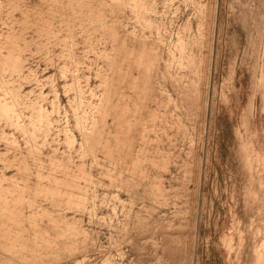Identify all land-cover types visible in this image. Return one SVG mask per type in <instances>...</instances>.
I'll return each instance as SVG.
<instances>
[{
	"label": "rangeland",
	"instance_id": "374dc122",
	"mask_svg": "<svg viewBox=\"0 0 264 264\" xmlns=\"http://www.w3.org/2000/svg\"><path fill=\"white\" fill-rule=\"evenodd\" d=\"M0 264H264V0H0Z\"/></svg>",
	"mask_w": 264,
	"mask_h": 264
}]
</instances>
